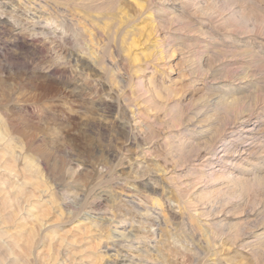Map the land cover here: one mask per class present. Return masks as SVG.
<instances>
[{
	"label": "rangeland",
	"instance_id": "obj_1",
	"mask_svg": "<svg viewBox=\"0 0 264 264\" xmlns=\"http://www.w3.org/2000/svg\"><path fill=\"white\" fill-rule=\"evenodd\" d=\"M49 2L0 0V264H264V0Z\"/></svg>",
	"mask_w": 264,
	"mask_h": 264
},
{
	"label": "bare ground",
	"instance_id": "obj_2",
	"mask_svg": "<svg viewBox=\"0 0 264 264\" xmlns=\"http://www.w3.org/2000/svg\"><path fill=\"white\" fill-rule=\"evenodd\" d=\"M159 1V0H158ZM223 103V102H222ZM238 110V109H237ZM240 111V110H239ZM242 112V111H241ZM240 112V113H241ZM246 114V113H245ZM234 116V115H233ZM241 119V118H240ZM198 120V119H197ZM233 120V119H232ZM238 121V120H237ZM237 123V122H236ZM230 126V125H229ZM212 128V127H211ZM224 131V130H223ZM3 135H5V134H3ZM6 143V142H5ZM243 144V143H242ZM6 148V147H5ZM4 148V149H5ZM9 148V147H8ZM9 149H6V151H8ZM10 152V151H9ZM237 152H239V150L237 151ZM7 153V152H6ZM188 153V152H187ZM12 155V154H11ZM11 155H10V157H11ZM230 155V154H229ZM30 163V162H29ZM32 164V163H31ZM29 165V164H28ZM28 167H30V166H28ZM33 167V166H32ZM239 167V166H238ZM17 170V169H16ZM25 172V171H24ZM11 173V172H10ZM37 174V173H36ZM219 174V173H218ZM220 175V174H219ZM229 175V174H228ZM225 176V175H224ZM230 176V175H229ZM223 177V176H222ZM261 177V176H260ZM27 179H29V178H27ZM33 179V178H32ZM213 179V178H212ZM35 180V179H34ZM234 180H235V177H234ZM30 181V180H29ZM37 181V180H36ZM41 181V180H40ZM20 182V181H19ZM229 182V181H228ZM30 183V182H29ZM33 183V182H32ZM35 183H40L39 181L38 182H35ZM34 183V184H35ZM42 183V182H41ZM44 183V182H43ZM34 184H33V186H34ZM45 184V183H44ZM38 185V184H37ZM40 185V184H39ZM42 185V184H41ZM18 186V185H17ZM44 186H46V185H44ZM13 187V186H12ZM16 187V186H15ZM11 188V187H10ZM17 188V187H16ZM19 188V187H18ZM34 188V187H33ZM32 188V189H33ZM46 188H48V186L46 187ZM37 189V188H36ZM34 191H35V189H34ZM37 192V191H36ZM15 193V192H14ZM35 193V192H34ZM39 193V192H38ZM45 193V192H44ZM48 193V192H47ZM7 195V194H6ZM14 196L16 195V193L15 194H13ZM50 196V195H49ZM29 197V196H28ZM51 197V196H50ZM21 198V197H20ZM49 198V197H48ZM2 199H3V197H2ZM11 199H13L12 197H11ZM17 199H19V198H17ZM4 200V199H3ZM14 200V199H13ZM12 200V201H13ZM30 200V199H29ZM2 201V200H1ZM8 202V201H7ZM6 202V203H7ZM23 202V201H22ZM33 202V201H32ZM48 202H50V201H48ZM21 203V202H20ZM29 202L27 201V204H28ZM33 204V203H32ZM34 205H35V203H34ZM6 206V205H5ZM10 206V205H9ZM16 206V208H17V205H15ZM28 206V205H27ZM31 207H33V205H31ZM39 207H40V205H39ZM38 207V208H39ZM13 208V207H12ZM7 209V208H6ZM14 209V208H13ZM25 209V208H24ZM27 210H28V208H27ZM10 211V210H9ZM41 211V210H40ZM19 212V211H18ZM22 212H24V211H22ZM38 212V211H37ZM42 212V211H41ZM40 212V213H41ZM11 213H12V211H11ZM11 213H9V214H11ZM17 214V213H16ZM20 214V213H19ZM26 215H28V214H26ZM41 215V214H40ZM45 215V214H44ZM43 215V216H44ZM12 216V215H11ZM10 216V217H11ZM18 216V215H17ZM30 216V215H29ZM48 216V215H47ZM21 217H23V216H21ZM26 217V216H25ZM19 218V217H18ZM33 218V217H32ZM24 219V218H23ZM6 220V219H5ZM18 221V220H17ZM22 221V220H21ZM28 221V220H27ZM31 221H35V220H31ZM13 222H15V221H13ZM223 222V221H222ZM25 223V222H24ZM18 224V223H17ZM38 224V223H37ZM11 225V224H10ZM14 225H15V223H14ZM19 225V224H18ZM30 225H32V224H30ZM12 226V225H11ZM8 227V226H7ZM40 228H45V223L44 224H40ZM28 229H30V228H28ZM33 229H34V227H33ZM51 230V229H50ZM4 232V231H3ZM6 232V231H5ZM49 232H51V231H49ZM53 233V232H52ZM51 233V234H52ZM12 234V233H11ZM19 234V233H18ZM17 234V235H18ZM39 234V233H38ZM47 234V233H46ZM21 235V234H20ZM36 235V234H35ZM45 235V234H44ZM13 236V235H12ZM9 237V236H8ZM15 237H18V236H15ZM37 237H39V236H37ZM58 237V236H57ZM26 238H27V236H26ZM9 239V238H8ZM34 239V238H33ZM52 239V238H51ZM54 239V238H53ZM80 240V239H79ZM54 241V240H53ZM59 241V240H58ZM57 241V242H58ZM64 241V240H63ZM74 241V240H73ZM11 242V241H10ZM68 242V241H67ZM77 242V241H76ZM7 243H8V241H7ZM33 243V242H32ZM46 243H48V242H46ZM54 243V242H53ZM260 243V242H259ZM13 244V243H12ZM12 244L10 243V246H7V247H9L8 249H10L11 247H12ZM51 244V243H50ZM5 245H7V244H5ZM8 245H9V243H8ZM52 246V245H51ZM26 247V246H25ZM47 248V247H46ZM65 250H67V249H65ZM69 250V249H68ZM45 252V251H44ZM1 253V252H0ZM31 253V252H30ZM59 253H61V252H59ZM13 254V253H12ZM32 254V253H31ZM42 254V253H41ZM49 254V253H48ZM65 254V253H64ZM45 255V254H44ZM62 255V254H61ZM4 256V255H3ZM50 256V255H49ZM65 256H66V254H65ZM69 256V255H68ZM53 257V256H52ZM130 257H132V256H130ZM26 258V257H25ZM48 258V257H47ZM75 258V257H74ZM129 258V257H128ZM16 259V258H15ZM42 259V258H41ZM127 259V258H126ZM131 259V258H130ZM133 259V258H132ZM141 259V258H140ZM48 260V259H47ZM46 260V261H47ZM65 260V259H64ZM69 260V259H68ZM67 260V261H68ZM127 261V260H126ZM16 262V261H15ZM62 263H63V261H61ZM66 262V261H65ZM64 262V263H65ZM7 263V262H6ZM5 263V264H6ZM75 263V262H74ZM8 264V263H7ZM166 264V263H165Z\"/></svg>",
	"mask_w": 264,
	"mask_h": 264
},
{
	"label": "clouds",
	"instance_id": "obj_3",
	"mask_svg": "<svg viewBox=\"0 0 264 264\" xmlns=\"http://www.w3.org/2000/svg\"><path fill=\"white\" fill-rule=\"evenodd\" d=\"M55 6H56V4H55V0H50V2L48 3V7L47 8H45L44 7V5H41V8L45 11V12H47L48 10H49V8H51V9H53V11L55 10ZM64 6H66V5H64ZM49 23H51V19L49 18ZM47 26V25H46Z\"/></svg>",
	"mask_w": 264,
	"mask_h": 264
}]
</instances>
